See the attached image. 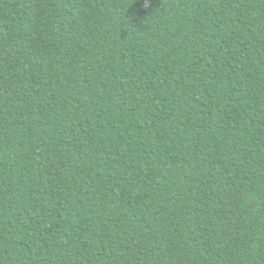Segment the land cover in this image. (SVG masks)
<instances>
[{
    "label": "trees",
    "instance_id": "trees-1",
    "mask_svg": "<svg viewBox=\"0 0 264 264\" xmlns=\"http://www.w3.org/2000/svg\"><path fill=\"white\" fill-rule=\"evenodd\" d=\"M0 264H264V0H0Z\"/></svg>",
    "mask_w": 264,
    "mask_h": 264
}]
</instances>
